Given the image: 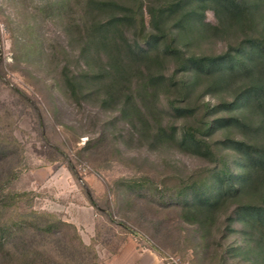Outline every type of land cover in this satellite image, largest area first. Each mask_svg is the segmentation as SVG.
Masks as SVG:
<instances>
[{
    "label": "rangeland",
    "instance_id": "1",
    "mask_svg": "<svg viewBox=\"0 0 264 264\" xmlns=\"http://www.w3.org/2000/svg\"><path fill=\"white\" fill-rule=\"evenodd\" d=\"M73 2L0 0V264H264L238 221L224 236L222 215L202 238L182 217L188 194L211 169L235 170L236 155L224 151L211 163L175 146L151 147L111 107L67 98L60 72L76 67L66 31L78 18ZM204 22L218 24L212 9ZM239 38L180 48L217 54Z\"/></svg>",
    "mask_w": 264,
    "mask_h": 264
},
{
    "label": "trees",
    "instance_id": "2",
    "mask_svg": "<svg viewBox=\"0 0 264 264\" xmlns=\"http://www.w3.org/2000/svg\"><path fill=\"white\" fill-rule=\"evenodd\" d=\"M71 6L78 18L66 31L76 67L60 72L67 98L78 107L89 101L111 107L151 147L175 146L211 163L223 161L224 151L236 155L235 170L225 163L211 169L202 189L188 194L182 217L202 238L222 215L224 236L238 221L251 250L264 255V0H75ZM207 9L216 26L204 22ZM237 33L238 41L217 54L180 48ZM161 96L168 112L158 108ZM165 114L173 121L163 124Z\"/></svg>",
    "mask_w": 264,
    "mask_h": 264
}]
</instances>
